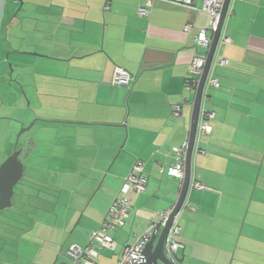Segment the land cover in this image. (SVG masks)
Returning <instances> with one entry per match:
<instances>
[{"label":"crops","instance_id":"crops-1","mask_svg":"<svg viewBox=\"0 0 264 264\" xmlns=\"http://www.w3.org/2000/svg\"><path fill=\"white\" fill-rule=\"evenodd\" d=\"M145 3L22 0L2 29L15 56L10 71V52L8 60L0 54V165L19 127L35 119L36 131L20 145L29 152L27 186L38 196L52 194L56 219L63 209L65 218L75 210L69 222L90 198L102 202L90 223H75L83 228L72 244H88L137 160L145 163L148 184L146 193L132 196V230L138 220L143 229L160 220L180 194L182 183L168 170L173 147L189 138L196 91L186 85L196 77L198 33L212 34L210 14L200 10L202 0L191 6L155 0L149 16H141ZM222 35L231 42L218 45L210 71L220 87L205 102L215 113L211 132L195 142L179 215V264H264V0H232ZM116 66L134 75L131 88L110 83ZM14 74L25 79L15 82ZM184 96L175 118L172 106ZM196 180L206 189L195 188ZM28 204L20 202L21 213ZM19 221L3 251L9 235L23 234Z\"/></svg>","mask_w":264,"mask_h":264},{"label":"built area","instance_id":"built-area-1","mask_svg":"<svg viewBox=\"0 0 264 264\" xmlns=\"http://www.w3.org/2000/svg\"><path fill=\"white\" fill-rule=\"evenodd\" d=\"M155 0H146L144 5L138 6V13L141 16H149ZM183 6H191L193 0H168ZM5 0H0L1 6H3ZM224 0H202L200 10L210 14V28L212 33L216 30L220 17V10ZM109 9V6H106ZM192 25L187 24L185 30L189 31ZM230 36L221 35L219 45L221 43H230ZM211 44V37L207 35L206 29L200 30L197 36L195 45V56L192 60L193 72L196 74L194 79H190L187 82V90H196L199 84V78L202 74L204 66L207 61V53ZM214 62V61H213ZM219 62L222 65L227 64L225 59H220ZM134 75L123 67L116 66L113 72L111 83L117 86H125L131 88L134 82ZM220 87L218 78L208 76L203 93V101L200 110V118L198 125L197 137L199 135H207L211 132V121L215 118V113L205 107L206 100L209 99V90ZM186 101L184 96L178 103L172 106V114L175 118L182 116L183 105ZM188 149V140L180 146L173 147L175 155L174 162L168 173L179 178L182 183L185 178V164L186 155ZM148 178L145 172V163L142 160H137L133 163L130 172L124 179V183L120 189V194L115 199L114 203L110 206L106 218L97 229H94L89 234L88 244L81 246L79 244H72L67 252L68 258L74 264H99L98 259L100 251L107 249L115 251L118 248L112 231L124 227L128 221L131 212L133 210V194H144L147 191ZM195 188L206 189V186L199 180H196L192 184ZM174 209V205L160 213V220L152 222L139 234L134 235V239L131 243L123 245L121 249L120 257L117 264H143L144 256L143 252L150 241L154 231L157 227L163 228L170 217ZM180 212L174 217L173 222L169 228L165 244L164 251L166 257L174 264L177 262V252L182 247L181 242L178 240V236L181 233L182 227L179 220ZM158 229V230H159Z\"/></svg>","mask_w":264,"mask_h":264},{"label":"rangeland","instance_id":"rangeland-1","mask_svg":"<svg viewBox=\"0 0 264 264\" xmlns=\"http://www.w3.org/2000/svg\"><path fill=\"white\" fill-rule=\"evenodd\" d=\"M19 1L20 2H18V0H5L3 6H1L0 4V54H2L5 60H8L7 54L10 52L9 62L7 64V69L10 71L13 70V67L11 66L13 58L15 56V51H12V48L10 46V35H8V33L6 32H3L2 29L3 26H5L8 17H11V20L15 11H18L19 6L21 5V0ZM9 14H11L12 16H8ZM212 34L210 35L211 38ZM24 57L22 56L21 58H28L27 56ZM13 77L14 78L12 79L15 82H19L22 81V79H25L15 78V74ZM27 102H29V99L27 100ZM34 120L35 119L30 120L25 126L19 127L16 132L14 142H16L17 140V134L19 133L20 129L29 126ZM36 129L37 127L33 126L29 131L22 134L17 147L20 148V145L26 142L27 136L33 134ZM27 153V148L23 149V152L21 154V159L23 161L26 159ZM28 170L29 169H27V171L24 173L23 178L15 188L13 205L9 208L0 210V264H6V260H8V264H12L11 262H13V264H58L60 262L74 264L70 260V258H68L67 252L69 251L70 245L76 239V237L74 236H77L80 231L82 232L83 228L82 227L78 229L74 227L75 223H77L81 219L83 222H85L84 224L90 223L91 220H93V215L96 214V208L102 206V202H97V199L92 201L90 200V198L88 201H86L85 205H83L82 208L80 205V208H77L79 210L77 212L78 214H76L74 222H69L68 220L69 217H72L75 210L69 212L70 214L67 216V218H65V211L63 209L58 212L61 214L60 218L56 219V215L54 214V211L52 209V204L50 203L52 200V194H46V197L36 195L35 191L27 186L26 175L28 174ZM104 196L106 197L107 195ZM21 201L29 203L28 205H26V208L22 213L19 209V204ZM37 208H39V211H37ZM83 213L85 215L82 217ZM134 215L135 211L133 209L132 217ZM19 219L21 220L22 225L23 223H25L23 225L24 228L22 229L23 234H20L18 236L9 235L10 237L8 238V246L3 251L2 249L5 248H1V245H4L3 240L4 238L8 237V234L12 233L11 231H13L16 225L15 220L19 221ZM129 219L124 227L118 228L112 232V235L117 242L118 248L115 251L107 249L100 251V256L98 259L99 264H108V262L112 263L111 259H116V262L114 264H117V261L119 259L118 253L120 252L123 245L131 243L133 241L134 233L137 234V231L142 232L145 229H143L144 221L138 220L135 226V230H132V220L130 219L129 221ZM70 224L71 226H69ZM161 229L158 230V233L161 231ZM62 231H65L64 236L62 235ZM56 249L57 252L55 253ZM6 250H9L10 252L7 258L3 259V255L6 254ZM120 254L121 252L119 253V257ZM17 258L19 259V262H17Z\"/></svg>","mask_w":264,"mask_h":264},{"label":"water","instance_id":"water-1","mask_svg":"<svg viewBox=\"0 0 264 264\" xmlns=\"http://www.w3.org/2000/svg\"><path fill=\"white\" fill-rule=\"evenodd\" d=\"M231 1L232 0H224V3L220 10L218 26L214 31V33L212 34L211 45L207 53V61L202 71V74L199 78V84L195 92L189 138H188V149L186 155L185 178L184 181L182 182L180 194L178 196L176 203L174 204V209L170 214L167 224L161 229L159 233H158L159 227H157L150 241L148 242L143 252V256H144L143 264H174L166 257L164 251V244L169 228L173 222V219L183 208L188 195L190 181H191L192 157H193L195 142L197 138L204 88H205L206 80L211 71V67L215 58L217 47L219 45V40L222 34L224 23L229 12ZM21 4H22V0H21ZM34 123L35 121H33L29 126L20 129L19 133L17 134V140L15 142V148L12 154L8 156V158L0 165V210L9 208L13 205L15 188L23 178L24 170H25V162L21 159L23 148L17 147L18 142L21 135L29 131L33 127ZM28 154L29 152L27 153V155ZM58 264H67V263L60 262Z\"/></svg>","mask_w":264,"mask_h":264},{"label":"trees","instance_id":"trees-1","mask_svg":"<svg viewBox=\"0 0 264 264\" xmlns=\"http://www.w3.org/2000/svg\"><path fill=\"white\" fill-rule=\"evenodd\" d=\"M110 83H111V81H110ZM112 84V83H111ZM209 94V93H208ZM210 134V133H209ZM208 135V134H207ZM132 167V166H131ZM131 169V168H130ZM129 172H130V170H129ZM148 178V177H147ZM106 218V217H105ZM105 220V219H104ZM103 223V222H102ZM182 230H181V233H180V235L177 237L178 238V240H179V242H181V236H182ZM181 244H182V247H180L179 249H178V252H177V257H176V259H177V262H178V264H179V257H178V254H179V251L182 249V248H184V244L181 242ZM99 263V262H98Z\"/></svg>","mask_w":264,"mask_h":264},{"label":"clouds","instance_id":"clouds-1","mask_svg":"<svg viewBox=\"0 0 264 264\" xmlns=\"http://www.w3.org/2000/svg\"><path fill=\"white\" fill-rule=\"evenodd\" d=\"M193 5V4H192ZM223 31V30H222ZM222 35V34H221ZM211 40H212V38H211ZM211 45V44H210ZM210 48V47H209ZM209 50V49H208ZM210 75V74H209ZM196 91V90H195ZM203 101V100H202Z\"/></svg>","mask_w":264,"mask_h":264},{"label":"bare ground","instance_id":"bare-ground-1","mask_svg":"<svg viewBox=\"0 0 264 264\" xmlns=\"http://www.w3.org/2000/svg\"><path fill=\"white\" fill-rule=\"evenodd\" d=\"M194 1V0H193Z\"/></svg>","mask_w":264,"mask_h":264}]
</instances>
